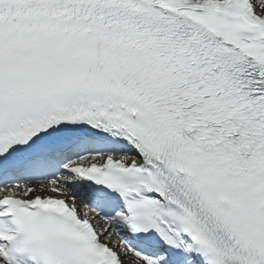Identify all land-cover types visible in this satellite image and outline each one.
<instances>
[{"label": "snow or ice", "instance_id": "obj_1", "mask_svg": "<svg viewBox=\"0 0 264 264\" xmlns=\"http://www.w3.org/2000/svg\"><path fill=\"white\" fill-rule=\"evenodd\" d=\"M0 264H264V0H0Z\"/></svg>", "mask_w": 264, "mask_h": 264}]
</instances>
